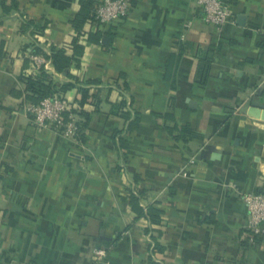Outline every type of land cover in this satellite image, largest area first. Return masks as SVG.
Masks as SVG:
<instances>
[{
  "label": "crops",
  "instance_id": "obj_1",
  "mask_svg": "<svg viewBox=\"0 0 264 264\" xmlns=\"http://www.w3.org/2000/svg\"><path fill=\"white\" fill-rule=\"evenodd\" d=\"M228 1L219 29L195 0H133L100 27L77 26L81 0H0V264H264L242 197L264 193V0ZM43 72L75 105L89 90L82 139L25 112Z\"/></svg>",
  "mask_w": 264,
  "mask_h": 264
},
{
  "label": "built area",
  "instance_id": "obj_2",
  "mask_svg": "<svg viewBox=\"0 0 264 264\" xmlns=\"http://www.w3.org/2000/svg\"><path fill=\"white\" fill-rule=\"evenodd\" d=\"M133 0H102L94 11L95 23H112L125 17ZM202 8L203 20L221 29L232 20L233 12L228 0H195ZM38 67L50 64V59L43 55L33 56ZM74 102L65 96H48L39 103H26L25 112L38 127H52L66 136H74L77 130L78 115ZM247 211L246 229L252 244H258L264 237V193L247 192L242 195ZM106 248L95 251L96 258H104Z\"/></svg>",
  "mask_w": 264,
  "mask_h": 264
},
{
  "label": "trees",
  "instance_id": "obj_3",
  "mask_svg": "<svg viewBox=\"0 0 264 264\" xmlns=\"http://www.w3.org/2000/svg\"><path fill=\"white\" fill-rule=\"evenodd\" d=\"M82 1V10L77 16L76 24L77 26H80L82 23H84L87 19H89L93 24L100 27L101 24L95 23V16L94 11L96 9V5L92 0H81ZM37 54L43 55L45 57L51 58L52 64L55 66V68L59 71L65 69L67 66H69L68 58L64 56V54L61 51L58 50H52L50 55L44 51L43 49H38L36 52ZM210 68V62H201L198 66L197 74H198V81L200 83H205L208 77ZM24 82L27 85V90L31 92V94L34 96L33 102L31 103H39L41 100L48 96H58V91L61 90L59 87V84L47 81L46 80V74L45 72L41 73L40 76L35 77H23ZM69 86V84L65 85L63 89ZM80 98L77 100V108L73 110L78 115L77 120V130L75 133V137L77 139L83 138L82 131L87 126L89 119H90V112L86 111L83 107L91 97L89 90L86 88H80ZM60 96V95H59ZM131 204L135 210H137L138 217H147L151 223H157L161 220L159 219V212L156 208L153 206H148L147 210L143 208L140 205V198L138 194H132L131 198Z\"/></svg>",
  "mask_w": 264,
  "mask_h": 264
},
{
  "label": "water",
  "instance_id": "obj_4",
  "mask_svg": "<svg viewBox=\"0 0 264 264\" xmlns=\"http://www.w3.org/2000/svg\"><path fill=\"white\" fill-rule=\"evenodd\" d=\"M255 107H258V108H260V109H264V104H261V103H258V102H254V104H253ZM263 119H264V113H263V117H262Z\"/></svg>",
  "mask_w": 264,
  "mask_h": 264
}]
</instances>
